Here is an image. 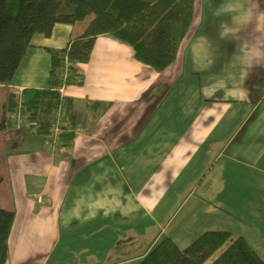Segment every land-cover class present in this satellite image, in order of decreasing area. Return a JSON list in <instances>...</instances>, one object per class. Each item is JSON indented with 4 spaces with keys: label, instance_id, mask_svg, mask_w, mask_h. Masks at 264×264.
Here are the masks:
<instances>
[{
    "label": "crops",
    "instance_id": "0c3cea01",
    "mask_svg": "<svg viewBox=\"0 0 264 264\" xmlns=\"http://www.w3.org/2000/svg\"><path fill=\"white\" fill-rule=\"evenodd\" d=\"M89 21L33 36L13 83L0 84V118L8 91L47 88L46 48ZM80 68L84 84L60 89L69 148L18 129L16 112L0 132V207L16 213L6 264H137L165 236L185 248L220 230L264 259V0H194L162 72L109 35ZM128 170L150 174L143 195Z\"/></svg>",
    "mask_w": 264,
    "mask_h": 264
},
{
    "label": "trees",
    "instance_id": "16d2710c",
    "mask_svg": "<svg viewBox=\"0 0 264 264\" xmlns=\"http://www.w3.org/2000/svg\"><path fill=\"white\" fill-rule=\"evenodd\" d=\"M193 6L194 0H0V84L4 86L13 83L35 34L49 36L56 23L75 24L92 16L85 32L65 48H46L51 61L47 88L25 89L19 95L7 92L0 132L11 125L7 115L18 110L21 100V114L37 123L34 133L51 140L54 112L62 105L66 120L68 114V101L61 99L59 89L84 84L80 64L89 61L99 35L131 45L137 60L164 71L177 57L193 19ZM93 104L103 111L109 106ZM74 136V130L62 133L60 149L69 148ZM15 216L14 210L0 207V264L9 258ZM137 264H264V259L243 236L220 230L202 233L185 248L165 236Z\"/></svg>",
    "mask_w": 264,
    "mask_h": 264
},
{
    "label": "built area",
    "instance_id": "2783aa9c",
    "mask_svg": "<svg viewBox=\"0 0 264 264\" xmlns=\"http://www.w3.org/2000/svg\"><path fill=\"white\" fill-rule=\"evenodd\" d=\"M61 99H63V96H61ZM18 104H19L18 106L19 108L15 113L16 114V127L18 129H30L36 126L37 125L36 122L26 119L21 114V100L18 101ZM54 113H55V118H54L53 123L51 124V127H52V135H51L52 144L51 145H52V150L54 152H57L60 149L61 134L64 132H67V129L64 127L65 122H66V115L63 112L62 105H59V107Z\"/></svg>",
    "mask_w": 264,
    "mask_h": 264
},
{
    "label": "rangeland",
    "instance_id": "374dc122",
    "mask_svg": "<svg viewBox=\"0 0 264 264\" xmlns=\"http://www.w3.org/2000/svg\"><path fill=\"white\" fill-rule=\"evenodd\" d=\"M92 18V16H89L86 18V20H90ZM55 118V113L53 114V118L51 121V124L53 123ZM52 129V127H51ZM129 173L126 174V177L131 185V189L134 190V192L137 195H143L144 192V186L145 183H148V178L150 177V174L146 176V178L142 177L141 179H138V176L140 175V173L136 174L131 172L130 170H128ZM139 172V171H138ZM146 174V172H143L142 175L144 176ZM187 209V208H186ZM186 209L182 210L181 213L178 216V220H181L182 216L185 215L186 213ZM154 215H156V211L153 212ZM132 231L134 230L135 226L132 225ZM103 237V236H102ZM136 251L135 247H132V252Z\"/></svg>",
    "mask_w": 264,
    "mask_h": 264
}]
</instances>
